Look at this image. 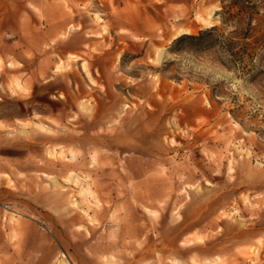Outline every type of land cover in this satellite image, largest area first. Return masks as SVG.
I'll list each match as a JSON object with an SVG mask.
<instances>
[{
    "label": "rangeland",
    "instance_id": "374dc122",
    "mask_svg": "<svg viewBox=\"0 0 264 264\" xmlns=\"http://www.w3.org/2000/svg\"><path fill=\"white\" fill-rule=\"evenodd\" d=\"M220 10L0 0V264H264V50L173 44Z\"/></svg>",
    "mask_w": 264,
    "mask_h": 264
},
{
    "label": "trees",
    "instance_id": "16d2710c",
    "mask_svg": "<svg viewBox=\"0 0 264 264\" xmlns=\"http://www.w3.org/2000/svg\"><path fill=\"white\" fill-rule=\"evenodd\" d=\"M256 1V0H255ZM256 5L252 0H221V10L219 11L220 20L224 26H234L236 29L232 35L236 40L225 38L219 33L217 27H211L201 30L197 35H183L174 41V46L187 45L199 49V51L209 50L213 48L220 49L223 53L231 56L234 62L242 72L252 71V60L258 54L254 53L255 49L264 50V37L252 38L251 26L253 15L256 14ZM178 51V50H176ZM249 59V64L246 62ZM250 66V67H249Z\"/></svg>",
    "mask_w": 264,
    "mask_h": 264
}]
</instances>
